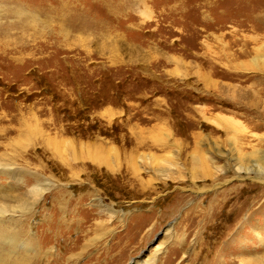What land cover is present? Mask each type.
I'll list each match as a JSON object with an SVG mask.
<instances>
[{
	"label": "rangeland",
	"instance_id": "1",
	"mask_svg": "<svg viewBox=\"0 0 264 264\" xmlns=\"http://www.w3.org/2000/svg\"><path fill=\"white\" fill-rule=\"evenodd\" d=\"M263 56L264 0H0V198L51 185L23 222L43 248L29 264L263 249L264 172L216 155L229 119L264 153Z\"/></svg>",
	"mask_w": 264,
	"mask_h": 264
},
{
	"label": "bare ground",
	"instance_id": "2",
	"mask_svg": "<svg viewBox=\"0 0 264 264\" xmlns=\"http://www.w3.org/2000/svg\"><path fill=\"white\" fill-rule=\"evenodd\" d=\"M260 59H262V57H258L257 61L260 63L261 66L264 64V62ZM224 123L225 125H227V128L223 126L226 131V134H231V149L229 154H222L221 152H219L216 155L218 157L226 159L227 162H230L228 165L232 166V169L234 170V173L237 174V177L240 176V173H242L243 169H245L244 163L246 164L252 162L253 164H255V167H257L256 173H258L259 175H256V179L258 180V176L260 177V175H262L264 172V153H261V151L256 149L250 153H242V148L240 149V147H238L237 145L240 140H244V127H241L238 122H235L232 119H229ZM238 135H240V139L237 138ZM190 161L192 171L194 168H196L197 165L201 166L200 173L193 175L194 178H198L201 175H208L206 167L208 163L212 164L214 160L211 157L205 158L202 156L191 155ZM3 172L4 170L0 168V173ZM244 172L247 173L246 170ZM169 175L171 177L170 179H172L171 174ZM261 182L263 183L264 180ZM50 187V183L36 182L35 185H33L30 189L26 191L25 195L18 193L15 196L8 195L6 197L0 198V264H29L30 261L35 257V255L37 256V253L43 249L40 246V243H38V241L36 242V234L29 232L28 227H25L23 222L24 220L26 221V219H29L30 215L35 212V207L40 202L42 197L47 193V191H49ZM228 206L229 205L226 202H223L222 206L219 208L220 210L218 211V213L223 216L229 217V211H227ZM233 210L237 211V213L242 211L241 207L236 208V206H233L231 211ZM257 229L258 230H255V235L258 239V246L263 249H261L260 251H248V249H242L241 247V251L237 256L240 264H264V243L259 236L263 228ZM163 245L164 243L161 241L156 246H154L153 249L155 251H158ZM18 246H21L20 251L17 250ZM156 253L152 256L146 255L144 259L140 261H133L132 264H155Z\"/></svg>",
	"mask_w": 264,
	"mask_h": 264
}]
</instances>
